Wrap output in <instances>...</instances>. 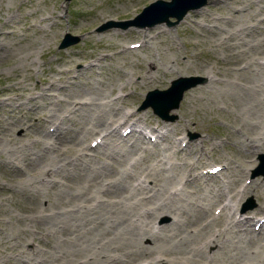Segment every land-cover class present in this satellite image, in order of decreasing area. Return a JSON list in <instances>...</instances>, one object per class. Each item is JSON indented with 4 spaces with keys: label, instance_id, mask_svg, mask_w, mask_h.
<instances>
[{
    "label": "bare ground",
    "instance_id": "6f19581e",
    "mask_svg": "<svg viewBox=\"0 0 264 264\" xmlns=\"http://www.w3.org/2000/svg\"><path fill=\"white\" fill-rule=\"evenodd\" d=\"M130 7L115 6L111 12L126 14ZM258 10L255 0H244L241 17L253 19ZM146 18L149 21L153 16ZM229 20L215 22V28L227 29ZM255 21L251 26L241 22V26L227 29L226 35L219 32L217 44L229 51L224 66L197 63L191 67L206 76L210 96L231 107L234 126L230 133L236 140L227 136L231 142L226 144L239 150L240 164L224 157L218 170L222 177L199 170L205 161L204 150L197 143L204 137L181 147L186 137L172 139L169 132L179 131L170 123L159 122L150 128L149 138L155 135L164 140L162 148L145 141L149 132L143 123L149 116L121 109L117 104H123V97L117 93L105 97L107 93L95 82H80L81 69L66 70L77 74L73 77L65 70L57 71L67 83L59 88L58 80L44 78L46 90L59 91L50 95L44 89L38 92V97H43L37 101L39 107H45L48 114L35 116L33 121H42L44 126L50 121V126L37 125L32 130V122L23 125L22 115L14 120L23 128L20 135L0 131V169L8 173L14 162L20 164L16 167L17 182H0V193H7L5 201L18 197L22 209L16 221L24 220V225L19 222L10 234L0 228L2 240L10 238L11 246L16 247L11 254L0 253V264H264V202L247 215L239 214V202L256 190L250 184L235 182L250 169L244 155L264 151V22ZM256 31L260 32L254 35ZM138 32L140 47L148 46L151 37L144 30ZM173 45L177 47L169 43L176 51ZM148 55L145 60L152 68H142L139 78L143 85L157 81L155 75L161 71L156 58ZM193 57L200 55L185 56L187 60ZM182 60L180 56L177 62ZM99 62L97 59L88 68H98ZM125 86L121 85L120 91ZM13 88L25 87L19 84ZM27 100L37 108L34 97ZM186 101L188 113L190 101ZM13 103L5 105L14 108ZM60 107L62 111L57 112ZM72 115L78 119L77 128L64 136L63 125ZM192 120L187 119V123L192 124ZM125 123L128 125L119 133ZM127 128L130 133L123 136ZM95 134L99 139H95L93 149L82 143ZM76 146L73 155L64 154ZM214 148L215 142L210 151ZM190 154L194 155L192 161H188ZM261 159L264 161L263 156L257 170ZM44 201L47 206L41 207ZM161 216L169 221L159 223ZM254 225H259L257 232Z\"/></svg>",
    "mask_w": 264,
    "mask_h": 264
},
{
    "label": "rangeland",
    "instance_id": "374dc122",
    "mask_svg": "<svg viewBox=\"0 0 264 264\" xmlns=\"http://www.w3.org/2000/svg\"><path fill=\"white\" fill-rule=\"evenodd\" d=\"M154 1L156 0H0V131H4V133L11 131L12 135L14 133L20 135L23 128L16 126L14 120L22 115H25L23 125H27L29 121L32 122L30 125L32 130L37 128V125L47 127L51 123L50 121L45 124L46 126L42 121L37 124L33 121L35 116L48 114L45 107H39L41 103L38 102L43 97H38V92L41 89L45 90L46 95L58 92V88L67 83L66 79L64 80L65 76L58 77L56 72L59 70L67 72L68 69L79 68L81 69L80 79L78 78L80 82H95L94 84L105 90L107 93L105 97L107 95L114 97L116 93L123 97L125 100L123 104L120 102L117 104L121 109H133L138 114L144 113L145 116H149L143 123L149 132L145 141L156 142L157 146L160 145L163 148L166 145L164 140H159L155 135L149 138L153 131L150 128L156 127L159 122H167L174 125L175 129L179 131L177 133H181L169 132L172 139L182 135L186 137L180 145L179 140L177 146L185 147L189 140L204 137L203 142L197 143L198 147L200 146L204 150L201 154L205 164L199 169L204 174L212 173L215 177H222L220 172L210 171L212 168L221 169L226 156L231 157L239 165V150L226 144L230 140H236V135L230 133L231 127L234 126L233 115L230 113L231 107L224 100L211 97L207 91L209 87L206 86L208 85L206 76L203 73H196L191 67L197 63L216 68L224 66L223 61L229 51L217 44L216 38L219 37V32L226 35L227 29L232 30L237 24L241 26V22H250L248 26L256 24L255 19L264 22L261 20L264 19V0H255L260 6V10L255 13L253 19H250L249 16L241 17L243 14L240 8L244 0H207L204 5L190 10L181 21L173 25H167L165 22L152 27L129 25L123 28L110 25L105 30H98L102 25H107L111 21L117 23L133 20L145 6ZM182 1H187V3L179 4L180 7L197 0ZM221 1L224 3L221 4ZM220 4L224 7H220ZM124 5H132L128 13L117 15L111 12L115 6L122 8ZM94 14L97 15V18L94 17ZM223 16L226 19L230 18L229 21L232 20V22L227 29L223 30L219 26L215 28L217 26L215 22L224 21L225 18L221 19ZM170 20L174 21V18L170 17ZM139 30H144L149 38L151 37L149 45L143 48L140 47L142 38ZM259 32L256 31L254 35ZM74 38L77 41L73 42ZM65 39L71 43L62 48L60 44ZM171 42L176 44L177 47L172 46L176 51L169 46ZM194 52L199 54L200 58L193 57L188 60L185 58L187 54ZM148 54H152L156 58L157 63L161 66V71L155 75L158 78L157 81L150 82L151 80H148L150 83L143 85V80L139 78L142 68H152L149 65V60H145L148 58ZM180 56L184 61L177 62ZM97 59L100 60L101 65L98 68L89 69L91 64L97 63ZM67 75L73 77L77 74L70 71L67 72ZM178 77L187 78V82L195 78H200L203 81L184 93L179 107L168 112L167 119L158 116L151 107L141 108L148 91L166 89L170 86L171 81ZM44 78L58 80L56 82L58 88L51 92L46 90L47 85L44 83ZM18 83L25 88L14 90L13 86H19ZM123 84L126 86L120 91ZM29 96L35 98L37 108L32 105V101L27 100ZM186 100L190 101L189 108H187L188 113L185 111ZM11 101L14 102V108L5 105ZM46 101L44 99V102ZM22 102L23 105L19 106ZM62 109L60 107L57 112ZM71 117L63 125L64 136L67 135V132L71 134L77 128L78 119L73 118V115ZM191 118L193 123L188 124L187 119ZM127 125V123L123 124L119 133ZM52 128L49 127L48 130L53 131ZM35 133L32 134L35 135ZM227 136L230 140L226 139ZM96 138L99 139L98 134L88 136L82 143L93 149L92 144L97 141ZM213 142H215L216 148L210 151ZM173 144L176 147V144ZM76 148L77 146L64 154L73 155ZM193 154H195V150ZM193 154H190L188 161L193 160ZM244 156V162H247L250 169L235 182L244 185L250 184L252 189L256 190L249 192L237 205L239 214L247 215L248 212L264 202L262 197V195L264 196V176L259 173H263L264 168L261 167L257 170L259 157L263 156L264 158V151L256 155ZM17 166L20 164L14 162L9 167L8 173L0 169L2 184L17 182ZM209 177L210 175L206 179ZM254 181L259 184L258 187ZM191 186L195 187L194 184ZM6 196L7 193H0V228L4 227L10 234L19 222L24 225V220L20 218L18 222L16 221V217L21 216L22 209L21 203L17 201L18 197L5 201L4 197ZM45 206L47 204L44 201L41 207ZM215 211L218 212L219 209L215 208ZM167 221H169L167 216H161L158 219L159 223ZM258 226H253L256 232L259 230ZM1 233L0 231V236ZM2 238L0 237V253L9 252L11 254L12 250H16V247L11 246L13 242L10 241V238L4 240Z\"/></svg>",
    "mask_w": 264,
    "mask_h": 264
},
{
    "label": "water",
    "instance_id": "95a60500",
    "mask_svg": "<svg viewBox=\"0 0 264 264\" xmlns=\"http://www.w3.org/2000/svg\"><path fill=\"white\" fill-rule=\"evenodd\" d=\"M206 2L207 0H197L191 5L180 7L179 4L184 5V3H187V1L183 2L182 0H156L148 6L144 7L133 20H127L125 22L117 23L111 21L107 25H102L98 30H105L110 25L120 26L123 28H126L129 25H137L139 27H144L146 25L151 27L164 22L167 23V25H173L178 23L188 12V10L198 8L204 5ZM148 15L153 16V18L149 19V21L146 18ZM170 17H173L174 21L170 20ZM75 41H77L76 38L73 39V42ZM70 43V41H67L65 39L60 44V47H66L70 45ZM187 81L188 80L185 77H178L172 80L170 86L166 89H154L152 91H148L141 108L151 107L154 113H156L163 119H167V113L179 107L184 93L191 87L197 85L198 83H201L203 80L200 78H195L190 82ZM260 165L264 168L263 159L260 160ZM261 174L264 176V172Z\"/></svg>",
    "mask_w": 264,
    "mask_h": 264
}]
</instances>
